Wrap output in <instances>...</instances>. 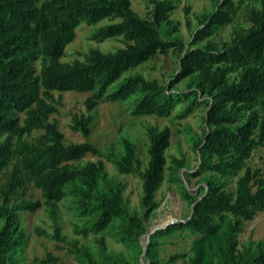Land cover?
Instances as JSON below:
<instances>
[{"label":"trees","instance_id":"16d2710c","mask_svg":"<svg viewBox=\"0 0 264 264\" xmlns=\"http://www.w3.org/2000/svg\"><path fill=\"white\" fill-rule=\"evenodd\" d=\"M150 2L153 10L144 18L132 8L131 0H0V137L5 136L0 143V218L4 220L0 264H22L27 234L20 227L19 211L33 212L46 205L56 220L54 204L71 195L80 215L94 218L89 231L97 234L115 228L120 241L136 244L145 230L144 219L159 207L156 194L165 181L171 129L147 128L149 160L144 168L136 144L128 137L120 140L122 152L114 161L121 174L138 173L142 179L145 213L141 217L128 209L125 184L104 183L102 159L81 164L89 154L103 156L100 149L89 142L67 144L58 122L51 119L62 104L54 92L67 91L90 93L85 101L89 111L104 101H130L134 114L170 116L188 101L180 114L183 118L206 105L208 128L193 139L199 163L190 175L213 173L228 179L243 174L235 191L215 177L202 183L197 196L183 186L184 197L193 205L191 217L151 235L147 248L151 264H159L157 236L189 229L211 238L229 216L228 233L217 247L216 260L208 264H264V240L250 242L244 251L238 240L244 221L264 212V176L247 164L252 152L264 146V0H253L247 13L250 26L236 30L230 41L222 46L207 41L186 52L172 37L179 26L171 19L177 0ZM236 9L235 0H218L212 13L199 16L201 27L194 42L230 24ZM104 20L110 23L98 27L90 38L101 43L122 37L123 48L114 52L91 48L84 59L62 60L81 23L96 25ZM163 25L168 26L164 31ZM170 51L179 54L176 78L191 79L186 92L172 91V83L165 86L140 73L121 80L130 70ZM92 120L90 114L74 115L72 129L88 137ZM35 130L42 134L26 140ZM30 184L40 190L44 202L25 200ZM16 195L20 201L14 200ZM37 231L65 240L57 224L53 235Z\"/></svg>","mask_w":264,"mask_h":264},{"label":"rangeland","instance_id":"374dc122","mask_svg":"<svg viewBox=\"0 0 264 264\" xmlns=\"http://www.w3.org/2000/svg\"><path fill=\"white\" fill-rule=\"evenodd\" d=\"M217 1L177 0V9L171 14V19L179 22V26L172 37L183 44L184 52L187 49L203 46L207 41L222 46L224 42L230 41L236 30L250 26L247 13L254 3L253 0H235L237 9L233 21L228 25L220 26L217 33L196 44L194 33L201 27L198 25V18L204 13H212ZM131 2L132 8L139 15L144 18L150 16L153 10L150 0H131ZM109 23L108 20L96 25L81 23L76 30L75 40L67 46L66 55L62 60L84 59L85 54L91 48H99L103 52H114L123 48L125 41L122 37L111 38L101 43L90 38L98 27ZM167 27L163 25L162 31ZM178 61L179 54L173 51L166 55L159 54L125 73L121 80L129 75L140 73L148 79L158 80L165 86L172 83V91L186 92L191 79L189 77L176 78L179 72ZM90 95V93L75 91L54 92L55 99H60L62 104L51 119L58 122L67 144L89 142L100 149L103 156L89 154L81 161V164L102 159L106 167L104 183L121 182L125 184L124 199L128 209L131 212L136 211L141 217L145 213L141 206L142 179L138 173L121 174L114 161V158L122 152L120 140L128 137L136 144L137 156L141 159L144 168L149 160L147 128L153 126L159 129L165 127L171 129V144L166 151L165 181L156 194L159 207L144 219L145 230L136 244L120 241L115 228L109 227L97 234L89 231L94 218L80 215L71 195L54 204L57 211L56 220L51 217L46 205L33 212L19 211L17 213L20 227L27 234L26 244L21 249L22 264H151L147 252L151 235L156 231L177 226L191 217L193 205L184 197L183 186L192 195L197 196L200 194L198 189L202 183L206 185L205 181L208 178L215 177L219 182L224 183L227 190L235 191L237 181L243 174L241 172L228 179L213 173L197 178L190 175L199 163L197 152L193 147V139L202 136L204 128H208L205 122L206 105L194 108L183 118H180V114L187 107L188 101L178 105L170 116L134 114L130 101H104L89 111L85 101ZM81 114H90L93 117L92 132L88 137L72 129L73 116ZM41 134L42 131L35 130L26 137V140L34 141ZM4 138L5 136L0 137V143ZM181 163L185 165L181 166ZM247 164L252 169H260L264 176V146L252 152ZM14 200L20 201L21 197L16 195ZM25 200L44 202L40 190L32 184L29 185ZM1 203L0 196V205ZM229 219H231L230 216L224 218L218 233L207 239L189 229H178L173 233L157 236L156 250L159 264H208L215 261L217 247L228 233ZM56 224L60 227L64 241L46 237L37 231V229H42L49 235H53ZM3 225L4 220L0 218V228ZM238 240L240 251H244L250 242L264 240V212H260L253 220L244 221L243 231L238 234ZM50 256L56 258L57 261H51Z\"/></svg>","mask_w":264,"mask_h":264}]
</instances>
